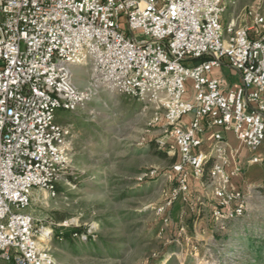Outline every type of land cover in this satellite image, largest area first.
Masks as SVG:
<instances>
[{
    "label": "built area",
    "instance_id": "obj_1",
    "mask_svg": "<svg viewBox=\"0 0 264 264\" xmlns=\"http://www.w3.org/2000/svg\"><path fill=\"white\" fill-rule=\"evenodd\" d=\"M227 11L226 0H0L3 261L61 264L48 247L53 224H39L25 210L35 189L55 196L57 184L73 172L72 129L57 122V112L76 110L100 89L163 113L179 192L190 178L207 176L219 230L244 216L249 196L232 186L241 173L231 167L238 154L214 129L233 133L251 164L262 162L255 152L264 145V13L250 8L246 27L236 20L225 25ZM226 64L238 86L213 75ZM80 65L90 70L86 89L74 81L73 68ZM187 80L195 92L191 100L184 99ZM208 130L212 154L202 149Z\"/></svg>",
    "mask_w": 264,
    "mask_h": 264
},
{
    "label": "rangeland",
    "instance_id": "obj_2",
    "mask_svg": "<svg viewBox=\"0 0 264 264\" xmlns=\"http://www.w3.org/2000/svg\"><path fill=\"white\" fill-rule=\"evenodd\" d=\"M226 1L225 25L236 20L249 27L247 12L254 6L264 13V0H235V5ZM89 73L85 65L73 68L81 89L89 87ZM185 87L184 99L191 100L192 81ZM56 120L72 129L70 163L72 174L80 177L76 184L69 176L63 178L55 196L36 189L38 196L25 212L39 224H53L48 247L58 262L264 264V165L250 166L249 153L238 165L244 179L235 184L250 192L247 211L219 230L212 217L216 201L208 177L190 178L187 190L179 192L172 161L177 156L162 112L100 89L76 110H59ZM260 149L255 155L260 156ZM248 178L256 186L250 191L245 188ZM65 222L70 226L62 227ZM72 228L85 232L69 240L59 235ZM0 264L6 262L0 258Z\"/></svg>",
    "mask_w": 264,
    "mask_h": 264
},
{
    "label": "crops",
    "instance_id": "obj_3",
    "mask_svg": "<svg viewBox=\"0 0 264 264\" xmlns=\"http://www.w3.org/2000/svg\"><path fill=\"white\" fill-rule=\"evenodd\" d=\"M232 1H235V0H232ZM236 2V1H235ZM213 75L216 76V77H223L226 82L232 86V87H235V86H238L240 84V79L237 75H235V73L233 72V70L231 69V67L226 64L222 69L220 70H214L213 72ZM184 122L187 124L189 122V119L188 118H185L184 119ZM213 131V130H212ZM212 131H207L204 135H203V147L202 149L207 153V154H212V150H213V146L215 144V141L212 137ZM214 131L220 133L223 138H224V143L225 145L227 146L228 150L229 151H232V152H237V156L235 157V160H233L232 162V165L231 167H235V166H238L240 164H243V161L246 157L245 153H248L246 149L241 150L242 147H241V144L240 142L237 140L236 136L231 133V132H225L224 130H222L221 128H215ZM246 151V152H245ZM242 152V153H241ZM259 156L261 158V160L263 159V161L259 164H251L250 161H249V165L250 166H258L260 168V166L264 165V145L261 147L260 151H259ZM248 157H249V160H250V155L248 154ZM211 163L212 162H209L208 164V168L211 167ZM257 167V168H258ZM207 177V176H206ZM241 176H237L234 180H233V183H232V186L233 188L243 192L245 195H248V193H245L244 190H242L240 187H235V184L238 183V181H240L242 178H240ZM204 179V178H203ZM244 179V178H243ZM242 179V181H243ZM250 182V179L248 178V180L245 181V188L247 190L250 191L251 188H254L256 186H253L252 184L249 183ZM203 185V184H202ZM237 185V184H236ZM205 194H207V192H205ZM208 195V194H207ZM38 196V194L36 193V189L33 191V197H36ZM249 196V195H248ZM250 198V196H249ZM204 205V204H203ZM206 206V205H205ZM203 206V207H205ZM202 209V208H200ZM201 211L203 210H199L198 213H200Z\"/></svg>",
    "mask_w": 264,
    "mask_h": 264
},
{
    "label": "trees",
    "instance_id": "obj_4",
    "mask_svg": "<svg viewBox=\"0 0 264 264\" xmlns=\"http://www.w3.org/2000/svg\"><path fill=\"white\" fill-rule=\"evenodd\" d=\"M165 155V154H164ZM172 161H173V164H175L176 163V161H177V159H176V157H173V159H172ZM79 177L80 176H78V175H76V176H74L73 174H70L69 175V177H68V179H70L73 183H77V180L79 179ZM190 221H192V220H190ZM190 223V222H189ZM85 231H84V229L83 228H72L69 232H66V233H63V232H60V234L59 235H63V237L66 239V240H69V239H71L72 238V235L73 234H82V233H84ZM6 264H11V263H8V262H6Z\"/></svg>",
    "mask_w": 264,
    "mask_h": 264
},
{
    "label": "bare ground",
    "instance_id": "obj_5",
    "mask_svg": "<svg viewBox=\"0 0 264 264\" xmlns=\"http://www.w3.org/2000/svg\"><path fill=\"white\" fill-rule=\"evenodd\" d=\"M43 233H44V236H47V234L50 233V229L49 228L44 229Z\"/></svg>",
    "mask_w": 264,
    "mask_h": 264
}]
</instances>
